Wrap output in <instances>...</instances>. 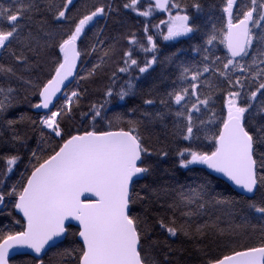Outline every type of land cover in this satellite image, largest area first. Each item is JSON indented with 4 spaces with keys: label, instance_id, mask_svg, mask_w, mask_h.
<instances>
[{
    "label": "snow or ice",
    "instance_id": "obj_1",
    "mask_svg": "<svg viewBox=\"0 0 264 264\" xmlns=\"http://www.w3.org/2000/svg\"><path fill=\"white\" fill-rule=\"evenodd\" d=\"M123 10L145 18L139 35L97 28ZM204 11L202 0H149L144 10L141 0L0 3V264L14 252L30 257L20 264H46L53 249L57 264H174L170 246L160 258L157 228L194 245L210 231L232 236L208 264H264V0H222L223 21L207 30ZM157 13L166 19L153 24ZM193 40L187 58L177 45ZM158 64L178 74L157 98L136 81ZM101 77V98L85 105ZM128 97L141 103L112 112ZM157 125L159 148L144 135ZM171 151L181 169L202 166L203 179L159 183L152 158ZM213 174L240 200L218 192ZM217 212H241L243 223L220 228ZM248 228L258 243L240 241Z\"/></svg>",
    "mask_w": 264,
    "mask_h": 264
},
{
    "label": "trees",
    "instance_id": "obj_2",
    "mask_svg": "<svg viewBox=\"0 0 264 264\" xmlns=\"http://www.w3.org/2000/svg\"><path fill=\"white\" fill-rule=\"evenodd\" d=\"M10 0H0V3L8 4ZM89 3H94L95 0H88ZM117 4L122 5L125 0H116ZM146 4L143 6L141 4V10H144L148 1H143ZM205 11L203 14L198 16V23L205 30L211 28V24L215 22L218 26L223 21V15L221 12L222 8V0H202ZM78 6L83 3V0H77ZM151 23L156 24L159 23L160 19H166V14H155L154 17L149 18ZM145 18L138 17L134 12L130 10L121 11L120 15H113L110 18L100 19L99 25L97 28H104L105 34L107 36H117L120 34H129L135 33L139 35L142 31V21ZM91 35V33H90ZM171 42H163L161 40V50L163 53L167 54L171 49L166 47V44ZM197 43V40H193L187 43H183L177 45V47H182L187 50V58H191L193 55L190 50V44ZM126 46L125 41H121V47ZM143 59V54L140 56ZM111 63V62H109ZM83 67V66H81ZM155 67V71L151 72V75L145 74L141 77L136 83L139 85L140 89L143 91H147L153 88L155 85L157 89V98L164 93L166 88L171 84L173 80L176 79L177 70L174 66H169L167 64H158ZM151 71V70H150ZM133 76L137 75L135 72L132 73ZM108 83L106 78L101 77L94 83L88 84L90 89V94L88 97V101H85V105L89 101H96L101 98L105 85ZM33 102H35V98L33 97ZM141 101L139 97H128L125 101L114 100L111 109L112 112L115 113H124L129 109L140 104ZM159 107V105H157ZM219 107V105H218ZM27 110L26 103L23 104V109ZM35 115V113H31ZM111 114V113H110ZM22 131L27 132L31 135V129H22ZM144 135L149 138L150 145L159 148L161 147L165 141V133L164 130L159 126H150L145 132ZM157 138H159V143L157 142ZM33 146L35 143L33 140H30ZM153 163L156 167V179L161 184H172L177 181L180 183H192L193 181L199 182L203 179V173L200 172L201 166H196L197 170L195 172H188L185 169H181L178 164V157L174 151L170 152V155L167 158H157L155 155L153 156ZM27 161H25V164ZM3 165L0 164V168ZM24 165H21L19 171H17L16 176L13 177V181L19 178V172L23 171ZM206 172V170H205ZM216 180L219 181V184H216V181H213V184L216 185V190L218 192H225V194L232 195L235 197L237 201L240 200L239 196H236L237 191L231 188L226 182L216 177ZM143 183V182H142ZM230 190V191H229ZM238 208H243V204H239ZM219 218V219H217ZM207 219V218H205ZM213 221H216L219 224L220 228H227L229 226V221L231 220V224L233 226H239L243 223V213L237 212L234 218H229L223 215L221 212H217L215 216L211 218ZM200 223L204 222V219L199 221ZM8 220L0 217V227L7 224ZM253 223H256L253 221ZM247 227V226H246ZM258 229V225H257ZM161 246V253H159L160 258L163 259V252H166L168 246H170L174 250V254L172 259L178 264H208V261L222 254L227 248L235 246L232 243L233 237L229 235L220 236L215 231H210L207 237L200 242L199 245H194L191 241L185 240L183 237L178 238H170L166 233L160 231L158 228L156 230V237ZM260 233L258 230L253 231L251 228H248V232L246 235L240 237L241 242H246L250 244H256L259 242ZM67 246V245H65ZM199 249V250H198ZM57 250L53 249L48 252L45 257L46 264H57L59 257L56 255ZM30 257L23 255H15L13 264H20L22 260L29 259Z\"/></svg>",
    "mask_w": 264,
    "mask_h": 264
},
{
    "label": "water",
    "instance_id": "obj_3",
    "mask_svg": "<svg viewBox=\"0 0 264 264\" xmlns=\"http://www.w3.org/2000/svg\"><path fill=\"white\" fill-rule=\"evenodd\" d=\"M202 167V166H201ZM206 170V169H205ZM207 171V170H206ZM215 177H217V178H219V179H221L222 181H224V182H226V179L225 178H223L222 176H220L219 174H213ZM231 188H233L235 191H237V192H240V189L239 188H235L234 186H232L231 184H230V182H226ZM13 255L15 256V255H18V254H16L15 252L13 253Z\"/></svg>",
    "mask_w": 264,
    "mask_h": 264
},
{
    "label": "rangeland",
    "instance_id": "obj_4",
    "mask_svg": "<svg viewBox=\"0 0 264 264\" xmlns=\"http://www.w3.org/2000/svg\"><path fill=\"white\" fill-rule=\"evenodd\" d=\"M143 1H148V0H143ZM141 4L144 6L146 3L145 2H141Z\"/></svg>",
    "mask_w": 264,
    "mask_h": 264
}]
</instances>
